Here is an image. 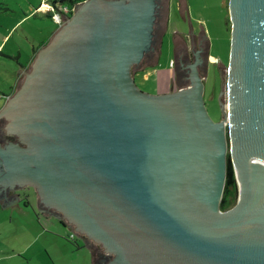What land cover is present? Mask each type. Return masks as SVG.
<instances>
[{"label":"water","instance_id":"water-1","mask_svg":"<svg viewBox=\"0 0 264 264\" xmlns=\"http://www.w3.org/2000/svg\"><path fill=\"white\" fill-rule=\"evenodd\" d=\"M78 7L0 111L15 141L0 145V204L18 201L10 190L35 188L38 203L102 244L112 264H264V0H230L228 118L220 64L226 119L218 123L203 99L209 43L203 26L193 34L189 14L196 64L176 32L182 89L154 95L133 75L158 61L167 0ZM228 154L239 198L222 211Z\"/></svg>","mask_w":264,"mask_h":264},{"label":"rangeland","instance_id":"rangeland-1","mask_svg":"<svg viewBox=\"0 0 264 264\" xmlns=\"http://www.w3.org/2000/svg\"><path fill=\"white\" fill-rule=\"evenodd\" d=\"M78 1L80 0H0V46L2 45L0 50L2 52L0 55V111L5 106L7 97H13L18 85L32 66L37 57V54L34 57V50H39L52 41L56 32L78 12L77 5L72 9L73 15L68 14L73 3H78ZM229 4L230 0H189L188 13L184 10V22L181 17L179 0H169L165 33L160 39L158 63L149 69L146 67L135 71L133 77L138 88L154 95L169 91L170 83L177 78L173 41L176 32H180L184 38L191 65L190 19L191 29L196 37L200 34V26H203L209 43L208 50L211 53L208 55L207 52L205 78L202 79L206 110L213 122L225 121L226 117L219 102L223 79L219 74L218 65H215L216 62H211L208 67L207 64L211 57L225 68V95L222 96L221 103L228 114L227 64L230 59L232 36ZM26 65L27 69L21 73V68ZM226 133L228 134V125ZM20 193L23 197L20 205L22 210L19 212L16 209L13 223L10 224L13 226L11 229L19 227L10 231V242L14 244L15 249L21 251H24L32 242L34 243L24 254L20 255L16 252L18 255L10 260H2L0 264H53V261L57 264H90L89 251L84 248L74 253L72 249V245L76 246L78 242L80 248H83V241L78 237L71 238L73 232L64 226L58 217L39 210L35 192L25 189ZM26 195L31 198V202L25 199ZM30 203H32L31 206ZM7 217L9 216L0 215V221H3L5 225L10 223V218ZM4 218L7 219L3 220ZM42 229H46L47 233L44 232L38 237ZM21 234L24 236L19 237ZM8 238L6 236L0 240V249L3 248L2 245L7 244ZM19 241L23 243L20 244Z\"/></svg>","mask_w":264,"mask_h":264},{"label":"flooded vegetation","instance_id":"flooded-vegetation-1","mask_svg":"<svg viewBox=\"0 0 264 264\" xmlns=\"http://www.w3.org/2000/svg\"><path fill=\"white\" fill-rule=\"evenodd\" d=\"M168 7V6H167ZM161 47V46H160ZM177 46L175 45V57H176V51H177ZM192 55H194V53H191ZM179 55V60H180V70H185V66H184V61H183V53L182 54H178ZM208 55H210V51L208 50ZM197 62V61H196ZM158 63V62H157ZM196 64L195 60H192L191 65ZM145 65V63L143 62V59H141L139 62L135 63L132 67V69L134 68H138L141 69V67L143 68V66ZM198 65V64H197ZM215 65H218V70H219V74L221 75V69H220V64H218V62H216ZM228 65V64H227ZM147 66V69H149V66ZM209 66V64H207V67ZM194 67V68H193ZM190 70H189V76L187 77V79L189 80V83H192V77L194 75V72L199 73L198 72V66L195 67V65L193 66ZM176 73V71H175ZM175 76H177L175 74ZM177 80H179L178 78H175V80L173 79V81L170 83L169 85V91L165 92L163 91L160 94H169L173 91H177L179 89H182V87H179V83L177 82ZM188 87V85L186 86V88ZM173 88V89H172ZM142 92V89H140ZM149 93V92H146ZM152 94V93H150ZM7 130H5L4 128L0 127V145L5 146V145H10L11 143L15 142L13 140V137L10 135H7ZM10 136V137H9ZM20 140V139H19ZM17 143H21V141H18ZM16 188H20V185L17 184ZM24 188V187H23ZM28 190H33L34 192L36 191L35 188L33 187H27ZM25 190V188H24ZM20 197L23 199L22 194L20 193ZM25 198H27V195L25 196ZM28 198H30L28 196ZM40 203L36 202L37 205L40 204L41 207H43L46 211L55 214L58 218L63 219L64 215L62 213H60L59 211H57L54 208H51L49 206H47L43 201H39ZM61 223L68 227L73 233L76 234V236L78 238H80V240H82L84 242L83 247L85 248H89L94 256L95 259V264H112L113 260L115 259V255L113 254H108L106 251V248H104V246L102 244H99L97 241H95L94 239H90L86 234L81 233V232H77L75 229H77L76 225H73L72 223H70L67 219H64V221H61Z\"/></svg>","mask_w":264,"mask_h":264},{"label":"crops","instance_id":"crops-1","mask_svg":"<svg viewBox=\"0 0 264 264\" xmlns=\"http://www.w3.org/2000/svg\"><path fill=\"white\" fill-rule=\"evenodd\" d=\"M168 1L169 0H167V6H168ZM185 1V3H186V7H187V5H189V0H184ZM229 1V0H228ZM1 47H2V45L0 46V50H1ZM2 53H1V51H0V55H1ZM211 54V53H210ZM34 56H35V51H34ZM33 60V59H32ZM32 62V61H31ZM30 62V63H31ZM211 62H217L216 61V59H214V58H209V61H208V64L210 65L211 64ZM29 63V64H30ZM27 65L26 66H23V68H21V73L24 71V70H26L27 69ZM15 92V89H14V91H13V93ZM0 161H1V165H2V168H3V171H4V173H7V169H6V166H5V164H4V162H3V160H2V158H1V156H0ZM25 189H27L28 190V188L27 187H24ZM24 188L23 189H21V190H18V191H13V190H10V192H9V194H8V197H16L17 198V200L18 201H16L14 204H12V205H10V206H8V207H6V208H3V206L0 204V215L1 214H3V215H8L9 217H7V218H10V223L9 224H7V225H5L4 224V222L3 221H0V240L3 238V237H6V236H8L9 238H8V242H7V244L6 245H2L3 246V248H1L0 249V261H4V260H10V258H12V257H15L16 255H18V254H20V255H22V254H24L25 252H27L28 250H29V246L30 245H33V243L34 242H32L30 245H28L25 249H24V251H21L20 249H15V247H14V244L12 243V242H10V231H14L15 229H17L19 226H17V227H15V228H12L11 229V227H13V226H11L10 224L11 223H13V215H15V213H16V209H18V211L20 212L22 209H21V207H20V205H21V203L23 202V199L20 197L21 195H20V191H22V190H24ZM35 196H36V198H35V200H36V202H37V195H36V191H35ZM25 199H28V201L29 202H31L30 200H31V198H28V196H27V198H25ZM31 204L32 203H30V206H31ZM28 205L26 204V207H27ZM13 211V212H12ZM47 213V212H46ZM48 214V213H47ZM7 218H4L3 220H5V219H7ZM59 219V218H58ZM61 222V221H60ZM45 228V227H44ZM47 233V231H46V229L44 230V229H42L41 231H40V233H39V235H38V237H40L43 233ZM24 236V234H21L19 237H23ZM55 236L56 237H59L57 234H55ZM60 238V237H59ZM80 239V238H79ZM20 242V244H22L23 242H21V241H19ZM84 243V242H83ZM85 247H83V248H80V246H79V242L76 244V246H74V245H72V249H73V252L74 253H76V252H79V251H81V250H83ZM87 251H89L87 248H85ZM16 252H18V254L16 253ZM72 255V254H71ZM89 255V254H88ZM50 258H51V260L53 261V259H52V257L50 256ZM53 264H57L55 261H53ZM90 264H92V258H91V261H90Z\"/></svg>","mask_w":264,"mask_h":264},{"label":"trees","instance_id":"trees-1","mask_svg":"<svg viewBox=\"0 0 264 264\" xmlns=\"http://www.w3.org/2000/svg\"><path fill=\"white\" fill-rule=\"evenodd\" d=\"M64 1V0H62ZM86 0H80L78 3H73V7L69 10L68 14L73 15L72 9L77 5L84 3ZM43 48V47H41ZM39 48V50L41 49ZM39 50H34L35 55L38 53ZM2 53V52H1ZM35 57V56H34ZM34 59V58H33ZM30 64H28L29 66ZM239 198V186L236 178V174L232 165V161L230 155L228 154L227 157V174H226V182H225V189L223 198L221 201V210L228 211L232 209L238 202Z\"/></svg>","mask_w":264,"mask_h":264},{"label":"built area","instance_id":"built-area-1","mask_svg":"<svg viewBox=\"0 0 264 264\" xmlns=\"http://www.w3.org/2000/svg\"><path fill=\"white\" fill-rule=\"evenodd\" d=\"M58 20H59V22H60L59 17H58ZM71 238L75 239V238H77V236H76L74 233H72Z\"/></svg>","mask_w":264,"mask_h":264},{"label":"bare ground","instance_id":"bare-ground-1","mask_svg":"<svg viewBox=\"0 0 264 264\" xmlns=\"http://www.w3.org/2000/svg\"><path fill=\"white\" fill-rule=\"evenodd\" d=\"M226 108V107H225ZM226 112V115H227V118H228V114H227V111H225Z\"/></svg>","mask_w":264,"mask_h":264}]
</instances>
